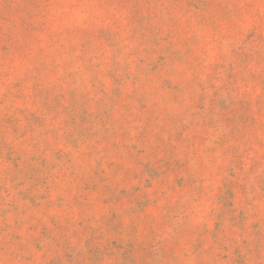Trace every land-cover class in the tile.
I'll use <instances>...</instances> for the list:
<instances>
[{
	"label": "rangeland",
	"instance_id": "374dc122",
	"mask_svg": "<svg viewBox=\"0 0 264 264\" xmlns=\"http://www.w3.org/2000/svg\"><path fill=\"white\" fill-rule=\"evenodd\" d=\"M0 264H264V0H0Z\"/></svg>",
	"mask_w": 264,
	"mask_h": 264
}]
</instances>
